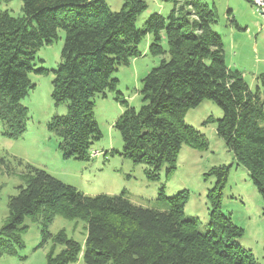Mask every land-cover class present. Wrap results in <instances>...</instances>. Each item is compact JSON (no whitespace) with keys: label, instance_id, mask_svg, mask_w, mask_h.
<instances>
[{"label":"trees","instance_id":"1","mask_svg":"<svg viewBox=\"0 0 264 264\" xmlns=\"http://www.w3.org/2000/svg\"><path fill=\"white\" fill-rule=\"evenodd\" d=\"M10 1L0 0V6ZM20 1L18 16L0 7L4 136L16 138L26 130L27 108L21 101L34 88L29 72L50 71L51 98L55 105L64 103L66 113L54 115L46 129L58 138L64 158L89 159L91 145L101 138L94 97L116 89L114 72L141 54L138 45L149 34V54L160 60L141 79L140 107L121 100L126 107L112 127L120 134L122 154L151 167L146 172L151 180L159 177L163 165L165 174L170 173L183 144L196 150L208 147L204 135L184 117L209 100L222 115L207 121L215 122L216 134L246 170L262 198L264 215V72L256 75L253 90L238 70L226 65L221 36L211 26L216 20L213 7L203 0H166L171 4L166 17L152 13L137 27L145 0H122L118 11H111L105 0ZM60 29V61L49 70L39 64L43 59L36 61V53L56 40ZM162 30L166 48L161 45ZM24 165V183L8 198V215L0 228V255L23 246L25 217L41 214L49 222L59 213L86 220V237L81 245L60 230L52 240L63 248L56 253L52 247L45 264H70L79 254L84 264H257L251 250L237 240L242 228L221 209L230 165L206 173L215 182L206 195L209 213L202 226L197 216L184 211L187 190L168 196L161 185L159 209L134 204L124 192L84 194L41 168ZM45 222L46 238L50 233Z\"/></svg>","mask_w":264,"mask_h":264},{"label":"rangeland","instance_id":"2","mask_svg":"<svg viewBox=\"0 0 264 264\" xmlns=\"http://www.w3.org/2000/svg\"><path fill=\"white\" fill-rule=\"evenodd\" d=\"M105 1L111 11L121 8L122 0ZM145 1L146 8L137 17V27H141L150 14L157 12L166 17L171 9L166 0ZM203 1L216 12V20L211 26L221 36L226 65L238 70L254 90L256 75L264 72L263 17L249 0ZM0 7L14 16L21 15L20 0H11ZM151 38V35H145L138 45L141 54L127 65L118 66L113 74L118 79L116 89L94 97L93 111L101 138L91 145V157L87 160L64 158L57 148L58 138L46 129L47 122L54 115L66 113V105H55L51 98L52 72H29L34 88L21 101L27 108L26 130L16 138H9L2 134L0 124V228L8 215V198L15 195L18 186L24 183L25 163L45 170L84 194L115 195L124 192L128 200L140 206L162 208L158 198L161 185L168 196L187 190L184 211L197 216L200 226L207 222L209 202L206 195L215 182L214 176L206 173L214 166L230 165L227 181L221 190V209L242 228V235L237 239L239 243L251 250L257 264H264L263 201L246 170L237 165L222 138L216 134L215 122L207 121L208 117H221V109L216 104L203 100L186 112L185 123L204 135L208 147L196 150L183 144L175 169L170 173L165 174L163 165L159 177L151 180L146 175L151 167L133 162L122 154L120 134L112 125L126 107L122 99L135 108L142 103L141 79L160 60V57L149 54ZM63 41L64 31L60 29L56 40L38 49L36 61L41 58L43 62H39L40 65L49 70L55 68L60 61ZM161 45L167 46L164 30L161 31ZM44 222L41 214L25 217L23 223L26 228L21 233L23 246L17 247L14 253L0 255V264H45L52 247L56 253L63 248L61 244L54 245L52 240L60 230L83 245L87 233L86 220L54 213L52 219L45 222V230L50 233L46 238L43 236ZM70 264H84L82 255L79 254L77 260Z\"/></svg>","mask_w":264,"mask_h":264},{"label":"built area","instance_id":"3","mask_svg":"<svg viewBox=\"0 0 264 264\" xmlns=\"http://www.w3.org/2000/svg\"><path fill=\"white\" fill-rule=\"evenodd\" d=\"M255 6V10L261 14L264 19V0H250Z\"/></svg>","mask_w":264,"mask_h":264}]
</instances>
